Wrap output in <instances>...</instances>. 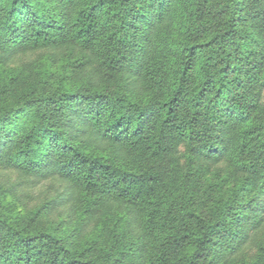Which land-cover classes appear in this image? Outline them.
I'll return each instance as SVG.
<instances>
[{
  "label": "trees",
  "instance_id": "trees-1",
  "mask_svg": "<svg viewBox=\"0 0 264 264\" xmlns=\"http://www.w3.org/2000/svg\"><path fill=\"white\" fill-rule=\"evenodd\" d=\"M263 89L264 0H0V168L108 210L77 240L82 219H33L59 198L25 217L0 185V264H239L264 233ZM190 153L223 165L206 209Z\"/></svg>",
  "mask_w": 264,
  "mask_h": 264
},
{
  "label": "rangeland",
  "instance_id": "rangeland-1",
  "mask_svg": "<svg viewBox=\"0 0 264 264\" xmlns=\"http://www.w3.org/2000/svg\"><path fill=\"white\" fill-rule=\"evenodd\" d=\"M53 50H50L52 52ZM49 50H36L20 54L14 59V64L23 66L22 64L35 62L33 64H39L46 62L45 54ZM55 57L50 59V63L54 67H61L63 53L58 50L53 52ZM63 56V57H62ZM93 66V65H92ZM91 66V67H92ZM261 99H264V89L260 95ZM185 152L184 147L179 148V155L181 157V163L185 165ZM192 156L191 169L195 173L193 178L196 179L198 187V202L202 209H206L214 197L217 195V189L215 183L223 176V165L219 163H213L208 161L203 156H197L195 153H190ZM199 172V173H198ZM23 177L14 170L0 168V185L6 187L8 185H14L15 195H6L2 198L3 202L7 200H14L19 207L21 214L25 217H30L33 210L41 208L48 200L59 198L63 203L60 206L55 207L51 212H47V208L42 209L33 216V219L45 226L55 227L58 230L67 229L72 230L75 227V223L78 220L86 219V212L84 207L81 206L78 200L77 193L74 189L68 185L67 182L61 181L57 178L44 179L39 182L33 183L30 181H23ZM190 184V182H189ZM112 207V206H111ZM102 211H108L103 208L100 209L99 215L91 220H83V224L79 227L77 232V240H82L87 236H91L94 233L95 226L103 221ZM264 243V233L259 237L257 244L253 245L246 253H244L239 259V264H246L250 261L259 251L258 244Z\"/></svg>",
  "mask_w": 264,
  "mask_h": 264
}]
</instances>
